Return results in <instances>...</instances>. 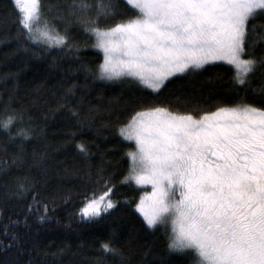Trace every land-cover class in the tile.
Instances as JSON below:
<instances>
[{"label": "snow or ice", "instance_id": "obj_1", "mask_svg": "<svg viewBox=\"0 0 264 264\" xmlns=\"http://www.w3.org/2000/svg\"><path fill=\"white\" fill-rule=\"evenodd\" d=\"M12 3L18 31L5 37L15 41L10 55L27 50L26 41L62 45L78 53L84 45L68 34V25L74 22L103 50L93 79L127 75L156 90L173 73L223 59L237 70L236 84L245 86L264 105V47L256 52L258 44L264 46V24L249 23L250 18L255 21L257 15L264 14V0H125L136 13L126 17L118 11V0H61L47 6L56 13L52 21L45 18L42 28L34 27L42 16L41 0ZM118 15L122 18L111 24L101 23ZM57 20L65 25L63 31L53 22ZM79 71L85 76L92 73L87 64L69 67L60 77L57 103L49 108L53 114H63L68 129L65 135L70 138L92 128L90 114L100 111L99 105L91 103L88 84L72 78V73ZM253 78L260 83L253 84ZM8 111L0 119V129L12 137L32 135L24 128L12 132L10 126L24 119V111ZM69 122L76 127H70ZM117 131L135 141V149L128 152L129 177L152 186L149 198L141 197L135 208L149 228L171 224L169 249L191 251L193 264H264V106L221 104L211 112L194 115L155 105L135 111ZM75 145L87 155L83 142L75 141ZM17 160L25 162L22 144L13 157ZM6 164V160L0 161V165ZM110 176L101 169L93 177L89 170V180L102 183L106 191L82 196L78 209L82 218L100 217L119 203L111 198ZM39 183H44L43 176ZM13 195L17 199L30 195L32 199L15 219L0 207V248L23 251L19 226H27V217L34 211L38 220L48 219L49 205L37 198V187L24 180H17L11 191L6 187L0 193L4 199ZM55 207L53 202L51 208ZM33 247L40 259L28 249L25 264H58L65 253V248H58L51 254L55 259L46 261L48 254L41 255L39 248ZM99 247L104 254L117 257L116 264H126L128 254L111 237ZM97 264L105 262L97 258Z\"/></svg>", "mask_w": 264, "mask_h": 264}, {"label": "trees", "instance_id": "obj_2", "mask_svg": "<svg viewBox=\"0 0 264 264\" xmlns=\"http://www.w3.org/2000/svg\"><path fill=\"white\" fill-rule=\"evenodd\" d=\"M58 2L61 0H41L44 20L52 21L56 9L50 10L47 6ZM118 5V11L124 17L136 14L125 0H118ZM16 15L12 0H0V119L9 114L8 110L22 109L24 119L14 121L11 131L24 128L32 135L12 137L0 129V161H7L6 165H0V193H4L6 187L9 191L14 189L17 180L33 183L39 190L37 198L49 205V218L38 220L37 213L32 212L27 217L28 225L19 226L24 250L0 248V264H25L30 254L28 249H33L32 255L39 260L34 245L41 255L48 254L44 257L46 261L55 259L51 254L56 249L65 248L58 264H97V258L105 264H116L118 258L104 254L99 247L109 237L125 249L128 254L126 264H193L191 251L169 249L167 229L161 226L149 228L135 208L145 189L127 179L130 170L128 152L134 146L120 136L117 127L126 123L135 111L155 105L192 111L194 115L211 112L221 104L264 105H260L245 86L236 84L235 69L224 62L175 74L157 90L131 78L93 79L102 54L92 48L94 37L74 22L68 25V34L84 45L78 53L64 46L51 48L26 41L27 50L21 49L10 55L15 41L5 37L18 31ZM119 18L122 17L118 15L101 23L111 24ZM53 22L64 30L62 22ZM253 22L264 24V14L257 15L255 21L250 18L249 23ZM261 47L264 46L257 45V54ZM82 63L87 64L92 73L85 76L83 71L74 72L72 78L79 84H88L91 103L99 105L100 111L90 114L92 128L70 138L65 135L68 129L64 127L63 114H53L49 108L57 103L61 75L67 73L69 67L76 68ZM252 83L258 85L260 81L253 78ZM45 113H48L47 117ZM69 126L76 127L71 122ZM75 141L85 144L86 156L77 149ZM21 144L25 150L23 164L13 161L16 148ZM101 169L111 174L113 191L110 195L119 203L100 217L82 218L78 211L82 196L106 191L102 183L88 178L89 170L94 177ZM42 176L44 183L41 185ZM31 199L30 195L25 199H17L14 195L8 199L0 197V207L4 208L5 215L11 214L15 219L22 216L24 206ZM53 202L56 204L54 210L51 208Z\"/></svg>", "mask_w": 264, "mask_h": 264}, {"label": "rangeland", "instance_id": "obj_3", "mask_svg": "<svg viewBox=\"0 0 264 264\" xmlns=\"http://www.w3.org/2000/svg\"><path fill=\"white\" fill-rule=\"evenodd\" d=\"M42 12V11H41ZM43 15V14H42ZM44 23H45V20H44V18H43V16H41V19L39 20V23H38V25H34V27H43L44 26ZM35 42H37V41H35ZM37 43H40V44H43V42L42 41H40V42H37ZM95 39H94V41H93V44H92V48H94V49H96V50H98V51H100L101 52V54H102V59H103V50L102 49H100V48H98V47H95ZM44 45V44H43ZM48 47H51V48H60V47H63L62 45L61 46H57V45H51V46H48ZM215 62H224V63H227V64H229V65H231L228 61H226V60H223V59H218V60H210V61H207V62H205L203 65H201L199 68H201V67H203V66H205V65H207V64H210V63H215ZM234 69H235V67L233 66V65H231ZM97 70H98V67L96 68V72H97ZM235 71H237L236 69H235ZM175 74H178V73H173V75H175ZM172 75V76H173ZM171 77V76H170ZM170 77H168V78H170ZM120 78H131V79H134V80H136V81H138L139 82V80L137 79V78H135V77H130V76H127V75H122L121 77H118V78H113L112 80H115V79H120ZM167 78V79H168ZM166 79V80H167ZM104 80H107V79H104ZM141 83V82H140ZM142 84V83H141ZM144 85V84H143ZM146 87H148V88H150L149 86H147V85H145ZM152 89V88H151ZM154 90V89H153ZM157 90V89H156ZM124 138V137H123ZM125 140H127L126 138H124ZM128 141H130V142H132V144H133V149L132 150H134L135 149V141L134 140H128ZM129 159H130V157H129ZM130 168H131V160H130ZM130 171V170H129ZM129 174V173H128ZM127 179H129V180H131L136 186H139V187H142V188H144L145 190H144V193L142 194V196L141 197H145V200H147L149 197H148V195L147 194H150L151 192H152V186H151V184H139V183H137L134 179H131L130 177H129V175H128V177H127ZM141 199V198H140ZM140 199L138 200V202L140 201ZM137 202V203H138ZM138 210V209H137ZM138 212L140 213V211L138 210ZM141 214V216H142V213H140ZM143 217V216H142ZM156 227V226H155ZM161 227H163L164 229H167V231H168V236H169V232H170V229H171V224L169 223L167 226H161ZM173 251H179V250H173Z\"/></svg>", "mask_w": 264, "mask_h": 264}]
</instances>
